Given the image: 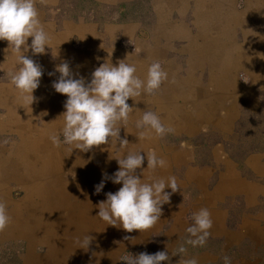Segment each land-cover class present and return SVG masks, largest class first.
<instances>
[{
    "label": "rangeland",
    "instance_id": "rangeland-1",
    "mask_svg": "<svg viewBox=\"0 0 264 264\" xmlns=\"http://www.w3.org/2000/svg\"><path fill=\"white\" fill-rule=\"evenodd\" d=\"M198 1L204 6L206 16L198 14ZM59 3L62 8L67 3L64 13L47 14L51 20L65 18L70 21L66 23L64 33L68 36L75 31L71 21L89 22L96 26L100 35L116 36L115 48L124 47L138 54L139 46L147 55H153L158 45L154 43L153 47L144 48L140 36L161 37L164 39L163 47H166L167 40L179 38L181 41L176 45L184 44L181 45L182 51L190 55L189 64L193 68L213 60L211 55H203L199 50L205 44L216 43V54H219L216 63L226 71L224 86H221V78L217 75L204 76L206 84L216 86L209 93L202 85H197L200 81L192 75H174L172 79L178 91L173 90L172 95L171 90L162 85V91L168 93L161 95L162 100L166 101L171 95L176 100L191 103V107L179 105L170 110L163 107L161 115L156 110L165 125L180 132L173 137L166 134L162 143L155 138L154 144L148 147L154 149L158 157L168 160L167 177L175 176L180 189L171 194L169 203L162 206L159 222L147 231L127 233L107 224L102 228L96 224L92 228L90 223L95 220L85 214H82V219L73 221L68 211L60 220L58 231L61 236L68 238L69 234L70 242L77 245V240L88 234L94 239L87 249H99L100 253L103 247L106 257L89 256L85 252L77 257L67 253L60 263L126 264L129 254L135 257L140 253L164 251L169 259L161 264H179L180 260L193 258L198 264H225V256L229 257L230 264H264V51L255 57L262 59L261 68L247 69L230 59L248 52L244 44L237 46L236 40L245 41L256 29L264 35V0H260V7L254 12L246 10L247 0H60ZM230 4L240 15L239 21L207 31L203 19L207 18L211 24L210 18L224 13ZM38 13L41 22L46 20L47 14ZM171 24L172 28L168 30ZM78 28L80 33L86 26L82 24ZM236 29H239V37ZM202 33H206L205 36H200ZM223 43L226 48L221 57L219 48ZM185 44L188 45L183 48ZM228 60H231V67L227 68ZM184 88L188 91L184 92ZM3 105L0 103L7 115L0 118V130L11 132L7 126L11 121L10 109ZM184 114L189 116L188 119ZM176 120H187L191 126L187 131L183 128L178 130ZM122 132L120 129L119 134ZM9 142L7 137L0 139L4 146ZM61 147L69 149L70 145L62 144ZM8 148L0 145V159L4 158L9 163L11 155L18 149L10 150L13 145ZM69 159L66 161L70 162ZM1 171L0 193L3 189L7 196H0V201L6 200L10 222L20 229L11 228L9 223L0 232V264H26L27 255L40 259L32 264H54V256L47 252L42 238L56 234L42 227L43 221L35 213L40 205H33L32 210L27 197L29 188L17 186L15 181L5 178V164ZM165 191L171 192V189L166 188ZM16 194L21 198L14 200ZM201 208L210 212L212 227L204 246L193 247L185 243L188 238L186 228L193 223V213ZM29 221L35 228L41 226L42 229L28 231ZM63 227L64 231H61ZM125 236L129 239L125 240ZM181 246L186 248V252H177ZM78 248L79 244L75 250Z\"/></svg>",
    "mask_w": 264,
    "mask_h": 264
},
{
    "label": "crops",
    "instance_id": "crops-1",
    "mask_svg": "<svg viewBox=\"0 0 264 264\" xmlns=\"http://www.w3.org/2000/svg\"><path fill=\"white\" fill-rule=\"evenodd\" d=\"M59 2L60 0H36V8L38 11L44 12L45 14L50 12L64 13L67 3L63 4L64 7L62 8ZM198 5L200 7L198 14L206 16L204 6H202L199 1ZM231 5L232 4L228 6L224 13H218L221 16L214 14L210 18L211 24L207 22V18L203 19L205 29L208 31L210 28L221 24L231 25L232 23L238 22L240 15L234 12ZM257 7H260V0H247V11L254 12ZM251 14L252 13H249V15ZM41 23L50 36V43L47 46L48 49H45L44 54L33 55L30 48L25 53V55L33 59L43 69L39 87L33 92V96L36 99L30 106L21 99L20 93L10 83L9 73L14 72L18 68L17 55L11 48L8 49L9 45L7 41L0 40V103L4 104L3 106L9 107V115L11 116V121L7 124L11 132H2V130H0V139L4 136L7 137L10 142L5 146L1 143L0 145L5 148L13 145V148L10 149L12 151L18 149L13 156L11 155L9 163L4 158L0 159V168L5 164L6 171H4V177L15 181L17 186L25 185L29 188L27 197L32 206V210L33 205L34 207L40 205V208L37 209L35 213L36 215H40L38 219H42V227L44 230L47 229L46 231H51L56 234L51 236L48 234L49 237L42 238V243L46 245L47 252L54 256V264H61L60 262L63 260V255L67 253H71V255L77 257H81L85 253L94 257L105 256L103 247L100 253H98L99 249L92 251L78 248L79 250L76 251L75 249H77L78 244L76 245V242L75 244L70 242L71 238L69 234L68 238L62 237L60 231H58L61 228L60 220L63 214L68 211L73 221L82 219V214H85L89 219L95 220L90 223L92 228H94L96 224L98 227L102 228L103 224H106V222L98 217L99 209L97 205L99 202L106 200V193H115L122 185L113 184L111 179H106L104 180V187L101 192L99 194L95 193V186L100 184L103 179V174L106 173L108 177H111L112 174L118 170V164L114 159L118 158V154L116 155V151L110 143L100 145L101 148L99 146L93 147L88 152H81L78 149H73L70 153V148L63 149L61 146L57 148L53 146L49 139L50 135L59 133L62 128V120L58 117L65 111L64 103L67 100L66 96L56 93L52 87L53 82L59 79V73L54 71L55 67L63 62H67L73 73V78L83 77L85 83H90L92 72L103 63L110 62L113 66H116L118 61L126 59L127 63L135 64L137 68L136 75L143 79L146 75L148 65L153 61H159L162 68L168 73L169 80L167 79L162 85H165L171 90L169 91L170 94L171 92L173 93V90L178 91L172 79L174 75H181L182 77L186 75L197 76L200 81V84L198 83L197 85H202L206 93H209L211 89L216 86L214 85V87H212L206 84L204 76L209 74L213 76L217 75L221 78V86H224L226 81L223 75L226 74V71L221 64L219 65L216 63L219 58V54H216V50H218L216 43L205 44L203 48L199 50V52H203V55H211L213 60L209 64L202 63L200 67H196L193 63L195 66V68H193L190 67L189 64L190 55L182 51L181 45L184 44H180L179 47L176 45L178 41H181L179 38L167 40L164 45L166 47H163L164 39L161 37L152 38V35L140 36L142 38L141 44L144 48L151 47L154 43L158 46L153 55H147L139 46V52L135 54L124 47L115 48L113 44L116 43V36L100 35L93 23L71 21V24L75 27V31H71L69 36L68 34H64L66 32V23H70V21H67L65 18L51 20L50 16L47 14L46 20H43ZM82 24L86 26V29L83 28L80 33H78V26ZM49 28H52V30H48ZM171 28L172 24L168 30H171ZM236 32L238 36L239 29H236ZM253 33L254 34L249 36L245 41H235V44L239 47L244 44L248 52L244 53L242 56H234L233 58H230L229 55L227 56V58L232 59L236 65H242L247 69L256 66L261 68L263 65L260 64L262 59H255V57L261 53V50L264 51V35L258 33V29L253 31ZM205 34L206 33H202L200 36H205ZM31 40L32 38L29 37L27 41L29 45L31 44ZM104 44H107V46H104ZM187 45L188 44H185L183 48ZM225 48L224 43L219 48L221 57H223L222 54ZM21 50L23 51V48ZM194 51L197 52L198 49ZM226 67H231V60L227 61ZM210 69L211 71L209 72ZM238 70H236L234 74ZM261 72L262 70L260 74H262ZM49 73L53 74L50 76ZM255 73H259L257 69ZM162 85L155 92L143 94L140 97L134 98V101L130 98L127 103L130 107H134L140 111L148 110L156 113L157 110L160 112V115L161 112H163V107L169 110L179 105H183L185 108L191 107V103L176 100L171 96L172 94L166 101L162 100L161 95L164 93L168 94L162 91ZM184 89V92L188 91V88ZM6 115L7 112L4 114L0 106V118ZM140 115L141 113L133 112L127 123L128 126H121L123 132L119 134V136L121 139L126 137L129 142L127 148L122 149L123 154L133 151L143 152L141 155H144V153H147L148 149L153 150L148 147L154 144L155 138L143 140L137 138V134L140 130L136 128L135 121L140 118ZM184 115H186L184 118L188 119L189 116L187 114ZM174 122L178 130L183 128L187 131L189 126H191V123L187 120H176ZM179 133L180 132L174 131L169 134L173 137V135ZM158 140L159 143L163 142L162 138H158ZM117 147H119V144H117ZM3 155L7 156V153H3ZM68 157L70 158V162L66 161ZM165 160L168 164V160ZM146 168L147 160L145 158L141 165V169L137 170V175H140L142 170ZM167 169L168 166L165 168H158L155 172H144L141 178L148 180L151 175L166 179ZM2 177L1 171L0 182ZM0 196H7L3 189ZM15 196L17 198L15 197L16 199L14 198V200L21 198L18 197V194ZM3 201L4 200H2V202ZM10 223L11 228L15 229L17 227L18 229V226L12 222ZM30 223L29 221L27 224L28 231H38V229H42L41 226L35 228V226ZM62 226H64L63 223ZM115 228L117 231L123 230L119 226ZM61 231H64V227ZM65 231H69V229ZM42 236L44 237L46 235L43 234ZM82 239L83 238L80 240ZM81 252L85 253L80 254ZM74 258L75 257L72 259ZM26 259V264L37 263L40 260L32 255H27Z\"/></svg>",
    "mask_w": 264,
    "mask_h": 264
},
{
    "label": "clouds",
    "instance_id": "clouds-1",
    "mask_svg": "<svg viewBox=\"0 0 264 264\" xmlns=\"http://www.w3.org/2000/svg\"><path fill=\"white\" fill-rule=\"evenodd\" d=\"M29 37L32 38L30 45L27 43ZM0 40L7 41L8 49L11 48L17 55L18 68L9 73L10 83L30 106L36 99L33 92L39 87L43 69L25 53L30 48L33 55L44 54L50 43V36L39 19L36 0H0ZM54 71L59 73V79L53 82L52 87L67 100L64 103L65 111L58 117L62 120V128L59 133L49 137L53 146L70 145L71 153L73 149L88 152L93 147L110 143L118 154V158H114L118 170L111 177L104 173L100 184L95 186V193L101 192L106 179L122 186L115 193H106V200L98 203V217L107 225L119 226L127 233L153 228L160 220L162 206L169 203L171 194L180 189L175 176L167 179L151 175L148 180L141 178L144 172L167 167V161L158 157L154 149L144 155H141L143 152L133 151L123 154L122 149H126L129 142L126 137L120 138L122 127L119 125L127 124L130 115L138 112L141 115L135 121V126L140 130L137 134L139 140L163 138L174 132L156 113L140 111L127 103L130 98L134 101L136 97L158 90L168 79V73L159 61H153L141 79L136 75L135 64L127 63L126 59L118 61L116 66L110 62L101 64L92 72L90 83H85L83 77L73 78L67 62L57 65ZM52 74L49 73L50 76ZM145 158L147 168L137 175ZM166 188L171 192H166ZM191 219L193 223L186 228L188 238L185 243L193 247L204 246L212 227L211 214L208 209L201 208L193 213ZM9 223L6 204L0 201V232ZM93 239L87 234L82 240H77L79 248L87 249ZM124 239L129 237L125 236ZM177 252L184 253L186 248L181 246ZM168 259L164 251L140 253L135 257L129 254L126 264H161ZM223 259L225 264H230L229 257ZM179 264L198 262L193 258L180 260Z\"/></svg>",
    "mask_w": 264,
    "mask_h": 264
},
{
    "label": "bare ground",
    "instance_id": "bare-ground-1",
    "mask_svg": "<svg viewBox=\"0 0 264 264\" xmlns=\"http://www.w3.org/2000/svg\"><path fill=\"white\" fill-rule=\"evenodd\" d=\"M64 160V159H63ZM53 247V246H52Z\"/></svg>",
    "mask_w": 264,
    "mask_h": 264
}]
</instances>
